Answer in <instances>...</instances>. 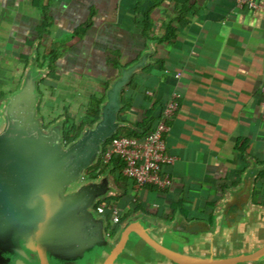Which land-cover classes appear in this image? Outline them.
I'll list each match as a JSON object with an SVG mask.
<instances>
[{
    "label": "crops",
    "instance_id": "crops-1",
    "mask_svg": "<svg viewBox=\"0 0 264 264\" xmlns=\"http://www.w3.org/2000/svg\"><path fill=\"white\" fill-rule=\"evenodd\" d=\"M238 1L0 0V87L18 88L35 47L40 59L49 54L42 41L47 47V39L81 31L61 50L57 79L41 85L45 103L54 104L58 115L69 109L79 117L118 75L111 53L121 54L119 68L154 42L153 64L124 92V110L127 104L133 108L123 121L135 128L124 129L150 133L181 77L185 99L166 134L168 153L177 160L164 171L174 185L164 192L139 189L126 177L122 187L117 184L124 192L117 205L124 213L145 208L128 217L140 211L169 221L178 212L190 221L214 217L251 161L264 166V0H255L256 8H240ZM47 24L55 25L51 35ZM167 35L173 42H160ZM257 190L261 203H254L264 206V172Z\"/></svg>",
    "mask_w": 264,
    "mask_h": 264
},
{
    "label": "water",
    "instance_id": "water-1",
    "mask_svg": "<svg viewBox=\"0 0 264 264\" xmlns=\"http://www.w3.org/2000/svg\"><path fill=\"white\" fill-rule=\"evenodd\" d=\"M154 42L109 82L100 119L67 144L64 115L46 127L41 85L51 73L38 47L20 85L0 102V264H264V206L254 203L264 166L256 160L241 183L226 190L213 221H173L144 211L109 236L97 206L124 194L113 169L85 179L109 140L134 126L121 119L124 92L148 69Z\"/></svg>",
    "mask_w": 264,
    "mask_h": 264
},
{
    "label": "built area",
    "instance_id": "built-area-1",
    "mask_svg": "<svg viewBox=\"0 0 264 264\" xmlns=\"http://www.w3.org/2000/svg\"><path fill=\"white\" fill-rule=\"evenodd\" d=\"M238 5L240 8L257 7L255 0H239ZM184 70L190 72L191 67L185 66ZM178 78L177 89L165 104L156 127L143 139L123 136L114 140L105 153L104 159L107 164L115 156L121 159L124 176L135 182L139 189L155 187L164 192L174 185L173 179L164 169L174 165L177 160L168 153L166 134L185 99L186 84L180 76ZM260 103L264 117V87L260 91ZM97 211L105 216L109 213L110 217L107 216L110 223L108 233L109 236H113L123 220L122 209L118 205L99 204Z\"/></svg>",
    "mask_w": 264,
    "mask_h": 264
},
{
    "label": "trees",
    "instance_id": "trees-1",
    "mask_svg": "<svg viewBox=\"0 0 264 264\" xmlns=\"http://www.w3.org/2000/svg\"><path fill=\"white\" fill-rule=\"evenodd\" d=\"M52 26L47 24L46 28H44V30L47 31L49 33V35H51L53 33L52 31H54V29H55V25H54V27H52ZM80 33H81V31H78V32L74 33L73 35H71V36H69L63 40H56V39H51V40L47 39L46 40V39H43L44 42L46 40L48 45H47V47H45V45L42 41L41 48H45L49 52V54L48 55L47 54L41 55V59H40L41 66H44L48 59H50V61H51V73L47 79H57V77H58L57 65H58L59 60L63 56V52L61 50L63 49V47H66L68 44H71L72 42H75L77 39H79L82 36ZM41 37L42 36H40L39 39H41ZM173 39L174 38L172 35H167V36L163 37L160 40V42L172 43ZM111 54H113V56L117 60L114 63H115V66L117 67V70L119 72L118 66L120 65L121 54H118V53H111ZM27 62H28V59H27ZM45 82H46V80H44L42 85ZM16 89L17 88H15V90ZM107 89H108V84L106 85L105 91L103 92L102 96L94 97L91 100L90 104L86 108L84 115H80L79 117H77L76 115L72 114L69 109H66L65 115L68 116V119H67L65 126H64V132H65V140H66L67 144H70V143L76 141L80 137L82 131L84 130V128L87 125L92 126L100 119L101 104L104 101L105 92ZM15 90L10 92V95ZM41 92H42V103L40 106V114L44 117L46 127H48L50 124L57 121L61 117V115L57 114V111L55 110L54 104L45 103L46 94L44 93L43 90H41ZM8 96H9V94L7 95L5 92L0 93V102ZM132 108H133V105L127 104L126 109L121 113V119L122 120H125V118H124L125 113ZM158 123H159V121H158ZM123 136H128V137L137 138V139H143L146 135H140V134H137L131 130L122 129L115 138L108 141L107 145L105 146L104 155L102 156L100 163L96 167H94L88 171V173H89L91 171L98 170L100 172L99 175H102V174L106 173L107 171H109L110 169H113V175L115 176L117 184L119 187H122L123 182H125V180L127 179L122 173L119 172L120 168L122 169V172H123V163L119 157L115 156V157H113L111 162L109 164H107L105 162L104 156H105V153H106L108 147L112 144V142L114 140L120 138V137H123ZM98 177H99L98 175L93 176V178H98ZM153 189H157V188L153 187ZM118 201L119 200L117 198H110L106 201L101 202L100 205L101 204L117 205ZM254 202L256 204L261 203L260 194H259L258 190L256 191ZM138 209H145V208L138 206L137 209L132 210V212L137 211ZM182 210H184V209L182 208ZM132 212L124 213V211H123V213H124L123 214V220L126 217H128V215H130ZM212 215H213V213L205 216L203 219L212 222L213 221ZM107 216L110 217L109 213L107 214Z\"/></svg>",
    "mask_w": 264,
    "mask_h": 264
},
{
    "label": "rangeland",
    "instance_id": "rangeland-1",
    "mask_svg": "<svg viewBox=\"0 0 264 264\" xmlns=\"http://www.w3.org/2000/svg\"><path fill=\"white\" fill-rule=\"evenodd\" d=\"M13 90H15L14 88L13 89H9V88H3V87H0V93H3L5 92L7 95L9 94L10 95V92H12ZM96 167V166H95ZM99 171L98 170H94V171H91V172H87V175H86V178L85 179H92L93 176L95 175H98V176H101L99 175Z\"/></svg>",
    "mask_w": 264,
    "mask_h": 264
},
{
    "label": "bare ground",
    "instance_id": "bare-ground-1",
    "mask_svg": "<svg viewBox=\"0 0 264 264\" xmlns=\"http://www.w3.org/2000/svg\"><path fill=\"white\" fill-rule=\"evenodd\" d=\"M124 214V213H123Z\"/></svg>",
    "mask_w": 264,
    "mask_h": 264
}]
</instances>
